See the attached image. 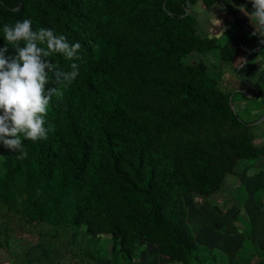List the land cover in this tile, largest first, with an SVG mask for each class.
I'll list each match as a JSON object with an SVG mask.
<instances>
[{"label": "trees", "instance_id": "trees-1", "mask_svg": "<svg viewBox=\"0 0 264 264\" xmlns=\"http://www.w3.org/2000/svg\"><path fill=\"white\" fill-rule=\"evenodd\" d=\"M203 1L221 3L238 20L225 0ZM195 2L0 0V47L4 24L26 18L33 30L50 28L81 44L79 76L49 104L48 138L24 140V160L10 149L5 155L8 180L30 186L29 219L55 223L70 210L73 222L94 236L111 235L125 260L135 257L138 242L154 246L164 239L179 247L190 242L180 235L189 231L184 198L218 192L231 171L212 161L198 141L170 133L200 119L210 110L201 100L218 95L205 67L184 65L183 59L219 49L231 62L216 38L199 35L189 13ZM262 41L249 59L264 54ZM49 59L66 71L73 62L61 54ZM49 80L47 87H59L51 73ZM200 104L202 110L194 112ZM161 107L173 115L160 118ZM212 111L217 119V107ZM230 116L242 123L233 111Z\"/></svg>", "mask_w": 264, "mask_h": 264}, {"label": "rangeland", "instance_id": "rangeland-1", "mask_svg": "<svg viewBox=\"0 0 264 264\" xmlns=\"http://www.w3.org/2000/svg\"><path fill=\"white\" fill-rule=\"evenodd\" d=\"M225 1L238 20L219 2L208 6L196 0L189 5L199 35L216 38L231 62L222 59L219 49L183 59L184 65L205 67L206 75L217 84L218 95L201 100L210 110L187 124L186 130L170 132L198 141L212 161L231 170L218 192L184 198L189 231L180 235L186 234L190 242L181 247L164 239L154 246L138 242L135 257L125 260L111 235L94 236L86 225L73 222L70 210L55 223L32 221L25 204L30 186L8 180L7 148L0 144V264H239L236 256L241 263L253 257L254 262L248 264H264V54L249 59L263 37L252 35L255 28L238 10L237 6L246 4L252 11L249 0ZM202 105L194 112H200ZM231 111L241 124L232 121ZM167 115H173V110L161 107L160 118ZM167 252L178 260L171 261Z\"/></svg>", "mask_w": 264, "mask_h": 264}, {"label": "clouds", "instance_id": "clouds-1", "mask_svg": "<svg viewBox=\"0 0 264 264\" xmlns=\"http://www.w3.org/2000/svg\"><path fill=\"white\" fill-rule=\"evenodd\" d=\"M249 2L252 11H248L246 4L237 6L238 10L255 28L252 35L264 37V0ZM2 32L5 45L0 47V144L18 153V160H24L28 152L23 141L48 138L52 127L45 126L49 104L80 74L76 61L82 60L79 55L81 44L69 43L66 36L57 35L50 28L33 30L32 20L28 18L4 24ZM10 46L14 54L8 55ZM54 54L73 61L70 70L53 63L49 58ZM50 73L52 82L59 87H47Z\"/></svg>", "mask_w": 264, "mask_h": 264}, {"label": "crops", "instance_id": "crops-1", "mask_svg": "<svg viewBox=\"0 0 264 264\" xmlns=\"http://www.w3.org/2000/svg\"><path fill=\"white\" fill-rule=\"evenodd\" d=\"M262 241H264V237H263V239H262ZM263 244H264V242H263ZM252 247V249H253V247H254V249L253 250H255V246L254 245H252L251 246ZM263 250H264V245H263ZM234 251H236V252H240V250L238 249V248H236V250H234ZM247 251V250H246ZM248 252V251H247ZM249 253V252H248ZM235 254V252H233V254L232 255H234ZM261 256H263V254L261 255ZM236 260H237V262L240 264L241 263V261H243V260H239V257L238 256H236V257H234ZM248 258V257H247ZM244 259L245 261L244 262H242L241 264H248V263H253L254 262V260H253V257H250V258H248V259ZM255 258V257H254ZM234 259V261H236ZM241 259V258H240ZM264 261V260H263ZM263 261H261L260 263H263Z\"/></svg>", "mask_w": 264, "mask_h": 264}, {"label": "water", "instance_id": "water-1", "mask_svg": "<svg viewBox=\"0 0 264 264\" xmlns=\"http://www.w3.org/2000/svg\"><path fill=\"white\" fill-rule=\"evenodd\" d=\"M248 57V56H247Z\"/></svg>", "mask_w": 264, "mask_h": 264}]
</instances>
